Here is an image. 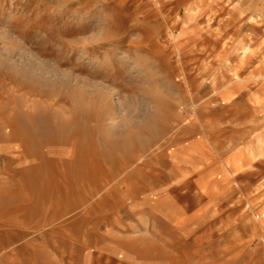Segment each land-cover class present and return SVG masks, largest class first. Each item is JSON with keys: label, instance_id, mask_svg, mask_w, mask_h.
<instances>
[{"label": "rangeland", "instance_id": "obj_1", "mask_svg": "<svg viewBox=\"0 0 264 264\" xmlns=\"http://www.w3.org/2000/svg\"><path fill=\"white\" fill-rule=\"evenodd\" d=\"M248 1L0 0V264H264Z\"/></svg>", "mask_w": 264, "mask_h": 264}, {"label": "crops", "instance_id": "obj_2", "mask_svg": "<svg viewBox=\"0 0 264 264\" xmlns=\"http://www.w3.org/2000/svg\"><path fill=\"white\" fill-rule=\"evenodd\" d=\"M237 9H238V11L236 13L247 12V13L253 14V16L256 13H258L259 15H262L263 19H264V0L262 2H260V1L257 2V0H249L248 4L246 6H243L241 8L237 7L236 10ZM251 24H252V27L254 29L257 28L254 23H251ZM254 71H255V69H254ZM248 76L251 77L250 74H248ZM237 90H242V89H237ZM253 106L250 105V107H252V109H254ZM263 155L264 154L259 155L256 159H254V161L252 163L249 161L245 162L246 164L243 166L242 169L235 171V172L233 171V173H232V169L230 167H227L226 164L222 162V159H221V161L218 160L221 162V165L223 164L222 169L219 168V169H221L220 170V176L224 177V179H222L223 180L222 181V187L226 188V186L233 184V179L235 178V176L237 174L244 173V172L248 171L251 168V165H254L259 159H261V156H263Z\"/></svg>", "mask_w": 264, "mask_h": 264}, {"label": "bare ground", "instance_id": "obj_3", "mask_svg": "<svg viewBox=\"0 0 264 264\" xmlns=\"http://www.w3.org/2000/svg\"><path fill=\"white\" fill-rule=\"evenodd\" d=\"M179 2H187V3H190L192 0H178ZM195 1V3H197L198 5H200V4H204V0H194ZM166 3V2H165ZM164 4V3H163ZM180 4V3H179ZM162 7V6H161ZM178 8V7H177ZM172 10V9H171ZM174 10V9H173ZM176 11V10H175ZM168 13H169V11H168ZM169 20V19H168ZM177 20V19H176ZM178 21V20H177ZM181 24V23H180ZM173 28H174V26L172 27V30H171V34H172V36L174 37L175 36V34H174V32H173ZM187 30V29H186ZM184 28H182V29H180V32H181V34L182 33H186L187 31H186ZM251 31V30H250ZM223 34V33H222ZM204 36V35H203ZM188 37V36H187ZM186 37V38H187ZM186 38H185V40H186ZM198 38V37H197ZM196 38V39H197ZM190 39V38H189ZM252 39V38H251ZM187 42V41H186ZM196 43V42H195ZM207 43V42H206ZM188 44V43H187ZM245 45V44H244ZM177 47V46H176ZM184 49V48H183ZM229 49V48H228ZM239 49V48H238ZM222 52H219L218 53V59H219V62H221V60H222ZM221 56V57H220ZM231 66L232 65H230V64H227V66H226V68H231ZM240 78V77H239ZM231 79V78H230ZM229 79V80H230ZM236 79V78H235ZM256 138V143H257V146H258V148L261 150V151H263L264 150V141L261 139V138H259V137H255ZM255 141H254V139H250L247 143H246V147L248 148V154H245L246 156H248L249 157V159L251 160V158L253 157V154L251 153L252 151H253V145H254V143H255ZM256 146V145H255ZM244 148H245V146H244ZM243 147H240V149H238V153L239 154H241V152L243 151L242 149H244ZM242 156V158H243V156H245V155H243V154H241ZM248 160V159H247ZM97 194V193H96ZM167 202H170V201H167ZM171 203V202H170Z\"/></svg>", "mask_w": 264, "mask_h": 264}]
</instances>
